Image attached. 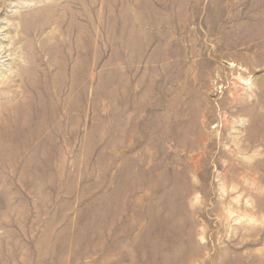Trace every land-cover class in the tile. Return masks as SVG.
Here are the masks:
<instances>
[{
  "label": "rangeland",
  "instance_id": "obj_1",
  "mask_svg": "<svg viewBox=\"0 0 264 264\" xmlns=\"http://www.w3.org/2000/svg\"><path fill=\"white\" fill-rule=\"evenodd\" d=\"M0 220V264H264V0H0Z\"/></svg>",
  "mask_w": 264,
  "mask_h": 264
},
{
  "label": "bare ground",
  "instance_id": "obj_2",
  "mask_svg": "<svg viewBox=\"0 0 264 264\" xmlns=\"http://www.w3.org/2000/svg\"><path fill=\"white\" fill-rule=\"evenodd\" d=\"M29 68V67H28ZM39 73V72H38ZM234 124H235V126L236 127H241V125L240 124H237L236 122H234ZM235 128V127H234ZM237 128V129H238ZM236 139V138H235ZM234 140V139H233ZM237 140V139H236ZM235 141V140H234ZM236 142V141H235ZM17 197H19V196H17ZM3 219V218H2ZM27 220V219H26ZM13 221V220H12ZM1 226H4L5 228H6V231H4L5 233H2V234H0V239L1 238H4L5 236H3V235H7L6 233H10V232H13L14 230H13V226H14V223L13 222H9V221H3V220H0V227ZM27 226H28V224H27ZM2 228V227H1ZM12 229V230H10V229ZM30 230V229H29ZM28 230L26 231V232H24V236H26V235H28ZM5 238H7V237H5ZM27 238V237H26ZM8 241H10V240H8ZM3 242H4V240H3ZM5 242H7V241H5ZM2 243V242H1ZM5 244V243H4ZM9 244V243H8Z\"/></svg>",
  "mask_w": 264,
  "mask_h": 264
}]
</instances>
